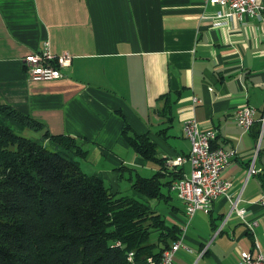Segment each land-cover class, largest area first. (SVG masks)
I'll return each instance as SVG.
<instances>
[{
    "label": "crops",
    "instance_id": "obj_1",
    "mask_svg": "<svg viewBox=\"0 0 264 264\" xmlns=\"http://www.w3.org/2000/svg\"><path fill=\"white\" fill-rule=\"evenodd\" d=\"M221 10L206 0H0V104L43 123L39 137L49 131L77 138L86 151L78 158L82 169L102 175L114 192L121 193L127 173L130 187L162 167L189 175V160L171 163L190 153L188 119L217 130L214 147L236 151L223 175L233 182L231 193H241L245 219L258 223L250 229L223 195L184 227L185 205L164 187L152 204L181 229L172 264H240L242 251L257 242L264 248L261 123L245 131L234 117L246 105L257 108V119L264 115V8L215 26L224 20ZM46 40L73 60L62 78L35 81L24 59ZM126 124L131 134L148 135L160 161L134 149ZM253 161L261 172L249 173Z\"/></svg>",
    "mask_w": 264,
    "mask_h": 264
},
{
    "label": "trees",
    "instance_id": "obj_2",
    "mask_svg": "<svg viewBox=\"0 0 264 264\" xmlns=\"http://www.w3.org/2000/svg\"><path fill=\"white\" fill-rule=\"evenodd\" d=\"M0 104V264H146L179 239L181 229L152 204L184 176L162 167L133 182L134 195L114 192L99 174L86 173L77 138ZM124 135L148 160L160 161L147 134ZM171 176V178H170ZM134 253V261L129 254Z\"/></svg>",
    "mask_w": 264,
    "mask_h": 264
},
{
    "label": "built area",
    "instance_id": "obj_3",
    "mask_svg": "<svg viewBox=\"0 0 264 264\" xmlns=\"http://www.w3.org/2000/svg\"><path fill=\"white\" fill-rule=\"evenodd\" d=\"M207 3L219 4L222 10L219 17L223 21H218L215 26L227 24L234 15L239 18L244 16H255L261 13L264 5L260 0H206ZM73 55L69 51L56 53L53 51L51 42L46 40L43 47L36 52H31L25 56L24 63L30 79L35 81L60 79L64 76L63 69L70 65ZM194 102H200L195 97ZM257 108L246 105L236 109L234 117L238 125L245 131H249L258 121L261 123V131L258 136V148L261 147L264 139V115L257 119ZM183 133L191 143V150L188 155H180L171 163L174 166L182 165L185 161L191 162V172L189 175L172 181L171 189L176 192L185 205L187 227L197 211L210 212L214 202L221 196H227L232 204V211L246 221L250 229L254 230L257 221L248 222L245 219L246 209L239 207L241 193L233 195L231 189L233 182L223 175V171L236 155L234 149L214 147L213 141L217 137V130L214 128H203L196 118L185 121ZM261 169L255 167V161L249 168V173H259ZM260 203L264 205V192L260 198ZM182 246L181 238L174 241L170 247L165 248L159 258L148 257L146 264H172L176 252ZM134 259V253L131 252ZM240 264H264V248L257 242L251 251L240 253Z\"/></svg>",
    "mask_w": 264,
    "mask_h": 264
},
{
    "label": "rangeland",
    "instance_id": "obj_4",
    "mask_svg": "<svg viewBox=\"0 0 264 264\" xmlns=\"http://www.w3.org/2000/svg\"><path fill=\"white\" fill-rule=\"evenodd\" d=\"M23 133L25 135H27V136H30V137H33V138H36V139L39 138V136L37 135L36 132H34L32 130H29V129L25 130ZM128 178H130V173H127L124 176L123 181L120 184L121 185V188H122L120 194H123V195H126V194H128V195H134L136 192L134 191V189L132 187H130L131 186V183L128 182L129 181ZM106 184H107V186L110 187V184L109 183L106 182ZM110 188L112 189V187H110Z\"/></svg>",
    "mask_w": 264,
    "mask_h": 264
},
{
    "label": "bare ground",
    "instance_id": "obj_5",
    "mask_svg": "<svg viewBox=\"0 0 264 264\" xmlns=\"http://www.w3.org/2000/svg\"><path fill=\"white\" fill-rule=\"evenodd\" d=\"M129 260L134 261L133 256L131 255V253L129 254Z\"/></svg>",
    "mask_w": 264,
    "mask_h": 264
}]
</instances>
